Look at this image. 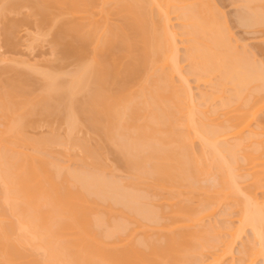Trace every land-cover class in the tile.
Listing matches in <instances>:
<instances>
[{
  "label": "bare ground",
  "instance_id": "obj_1",
  "mask_svg": "<svg viewBox=\"0 0 264 264\" xmlns=\"http://www.w3.org/2000/svg\"><path fill=\"white\" fill-rule=\"evenodd\" d=\"M31 1L32 0H6L5 5L7 8L4 7L5 5L3 7L6 8L5 10L7 12V10L10 11L9 9H11L12 11V9L14 10V8L21 7L25 3L28 6H31L29 4L30 2L32 5L36 4L35 6H37L38 8L35 7V9H39V12H41V14H45V13L49 14L50 9H52V7H54V9L55 7H58L61 10L62 16L63 14H66V15L69 14L73 16L71 20H68L70 18L64 19V20L62 19L64 21V25L62 23L63 26L60 29L63 35L65 34L66 37L70 35L69 37H71V39L73 38L71 40L72 42L66 41L67 43L65 44L64 41L62 40H65L66 38L64 36L65 39H63L62 35L59 34L60 32L58 33L60 36L57 35L56 40L58 41V44L63 43L61 48L63 47L64 44L66 45L65 49L62 48L64 50V51L62 50L63 54L65 53V56H66L65 60H67L68 57L69 59L77 58L76 61L79 62L76 70L75 71L73 70V72H71L70 74L71 78H69L70 80L68 83H66V85L60 83L59 82L60 80L57 79V76L52 74L55 72L54 70H53L54 72H50V73L47 72L48 74L46 75H45L46 72L44 73V76L48 81H46L47 83L46 85H44L46 87V89L44 88V90H46V94L42 98L39 99V101H41L39 102L40 104L43 101V105H42L43 110H41L42 113H44L46 110H49V108L50 109L52 108L50 100L53 95H54L53 98H55L56 95L55 94L52 95L50 94V92H56L55 90H59L60 93H62L63 97H61L60 94H58L59 96L57 95V97L54 99V100H57V98L59 97L58 101L60 103L62 102L64 103L68 97L71 98L70 100H72L74 96V99L72 101L67 102V106H68V103H70L69 104L70 106L68 107L65 106L66 108H69L67 109L69 111L67 113H68V123H69L70 129L74 131L77 129V127H80L81 125L80 123L83 122L80 119L84 117V119L86 120V124L89 123V127H92L93 131L94 129H95V132L101 131L100 133L104 134V135L101 134L103 135L101 136L103 138L104 136H106V138H104L105 140L108 138L109 140H113L114 141V142L112 141L113 143H115V140L117 139L121 140L119 141L120 146L118 147H121L122 154L124 155V156L122 155L123 160H125V165L129 168L128 171L131 172V170H133L134 173L135 172L137 173V174H134L133 172H131L134 175H138L139 178H137L136 176V181L138 180L139 182L141 181L142 183L145 182V184L150 182L148 184H150L153 187L152 189L175 190L173 191V193L174 192L176 193V191L177 193L179 192L178 196L180 195V199H182L181 196L183 193L181 192V189L184 188L183 191H185L186 187L189 189L194 188V184H197L196 181L199 182L201 180L200 179L201 176L202 175L205 176V174L207 173L206 171L207 164L204 160L205 158L204 153L207 150L203 151L205 147L206 149L208 148L209 150V153H207L208 151L206 153L211 155L213 158L212 159L213 163L211 162V164L212 165L217 164L216 167L218 171L221 172L220 174L221 182L217 181V182H220V187H217V188H220V189H217L219 191V194L213 195L214 198L215 196L217 197L214 200H218V199L221 200V198L222 199L224 198L223 200L225 201V197L227 198L229 197L233 199V196H236L238 192L240 191L242 192L245 189L244 187H242L244 189L241 190L239 186L240 184L238 185L239 183L238 174H240L241 172L238 173L237 169L235 170V168L238 167L236 165V162L238 163V160L242 158L237 159L236 154H237V150H239L237 148L240 147L241 144H242V147H245L243 146L245 145V143L244 144L242 143L244 138L242 139L240 134H242V137H243V132H245V130L248 129L251 126V124H253L254 121L256 122L257 120L261 119V118L259 119V114L261 113L260 109L262 107V102L264 103V94L261 96L260 93L264 89V68H263L264 66L261 64H258L260 61L257 62V60L255 59H254L255 62L252 59L253 63H250L251 60L246 61V60L240 59L241 57L243 58L244 55L247 56V54H244L245 52L241 53L242 52L241 51L240 53L242 55L239 56L240 54L236 52L237 48L233 52L232 48H235L234 47L235 45L231 46L232 42H230L231 40H229V38L232 36V35L230 36L231 32L227 30V27L223 22L224 19H222L221 17L222 14L215 13L219 9H217V7H216L217 10L211 9L213 5L210 2V0H209V3L206 2V0H38V2L36 3L34 2V0L32 2ZM253 1L249 0V2H253ZM256 1L257 2L259 1L258 2L259 6H261L259 8V13L257 11L259 7L258 5H257L258 6L257 9L254 7L256 9L255 10L256 12L255 13L251 12L252 15L253 14L255 15V16L253 15L254 17L246 13L248 15L247 19L248 20L251 19L250 20L251 24H247L249 22H246L245 25L246 24L249 26L253 25L254 26L253 28H256L257 26H260V25L261 26L264 25V0H256ZM245 4L246 3H244V5ZM154 8L155 10L158 8L157 12H154ZM247 8L249 10L251 9L249 7ZM173 10L179 15L177 16L180 17V19H182L181 22L183 24L181 23V25L182 26L184 25L183 27L185 28L184 29L185 32L184 30L183 32L185 33V37L187 38L190 37L189 40L188 39L186 40L188 43L190 42L189 43L190 45L189 44L187 45L189 47V50L187 52L188 54L186 53L187 54L186 58H189L191 62V64L190 63L189 64L193 65L192 67L193 69L191 71L195 70L194 73L197 71L200 72L199 74L197 72V75L200 78L198 80L209 78L207 77L208 75L203 76L205 73L206 74L212 73L213 75L214 73L215 74L219 73V78L221 76L222 82L220 80L219 81L222 83L220 84L222 85L223 88H224L223 84H225V81H228V82L230 81L231 83L232 82L234 83L235 87L234 86L233 87L235 88V91H234L235 94L233 93L234 95H229L232 97H229L230 99L228 98V101H224L222 104L223 107L226 108L230 106L232 107L233 103H236V104L238 103L237 106L234 105L236 107L233 106L234 107L233 109H231V107H230V110H227L229 108H226V109L224 108V111L226 113L221 114V115H224V117L227 116L226 117L227 124H228L227 126H223L225 124V122L224 124L222 123L223 121H221L222 123L221 125L218 122L219 124L218 127L214 125H210L209 123L208 124L210 125V127H207L208 124L199 125L198 123L199 121L197 120V118L194 116L193 113H199L203 111L202 114L199 113V115H203L206 109L205 111L203 109H201V111H199L198 109L193 110L194 108L192 107H194V105H196L197 102L193 105L194 99L190 98V96H192V92L190 91L191 94H188L189 91L187 92V90L189 88L188 87H187L188 89L185 88L188 82L184 84L185 86L182 85L184 86V88H181L183 89L182 92H180L181 90L180 88L177 87V85H173V77H174L173 74L177 76L176 71L179 73V71L181 70L180 69L181 67L178 70L179 62L177 61L179 60L177 59L179 57L177 53L180 52V49L178 50L179 46H177V44L179 45V43L176 41V38H175V36L178 34H176L177 31H172L173 27H171L170 29V26H169V23H170L169 15ZM214 10L216 11L214 12ZM36 11L38 12V10ZM98 14L100 17L102 15V20L100 19L99 16H97ZM217 14L219 15V17ZM96 16L99 18H97ZM114 17L118 18L120 20L119 21L120 23H118L116 18L115 19L117 22L114 23L115 22L114 21L115 19H113ZM112 19L114 22L112 21ZM244 22H245V19H244ZM226 30L227 32H230V34H228ZM228 35L230 36L229 38H228ZM90 45H92L93 47V49L92 47L90 48L92 49L91 59L87 56L88 54L87 50H89ZM32 63L34 64V62ZM59 71L60 70H57V73ZM182 73H179L181 75L180 77L183 80H185V77L182 75ZM191 74L193 75V72ZM19 76L20 75H18V77ZM119 76L122 77V78L120 77L121 80ZM25 77L28 78L29 76L28 77L25 76ZM203 77H206V78H203ZM19 78L23 79V83L26 82L23 77V74H22V77L20 76ZM19 78L18 79L16 78L18 80L17 83L15 82L16 80L15 78H14L15 80L13 79V82H11V80L9 81L11 83L7 81L10 87H8L7 85L8 88L7 90H4V92L0 88V90H2L0 91V113H1L0 116L4 118V120L2 119L0 121L4 122V126L6 123V126L4 127L5 129L3 127H1L2 130L0 129V145L2 143H6L3 141H8V143L4 144L5 146L7 144L9 145L10 144L9 141L11 142V140L14 139L10 137H7L10 140L6 139L5 135H7V133H10V132L16 133L17 135L16 134L15 135L19 139L20 138L19 133H22L21 131L24 128L22 125H24L23 120L25 119L23 120L21 119L25 117H23L22 115L23 113H21L20 111L23 109V107L25 108V106L29 104V101L31 100L29 92L31 90L28 88L30 90L28 92L27 88H25L26 84L24 86L22 82L20 83ZM30 78L32 79V77ZM256 82L258 83L261 82V84L259 85L256 84V87L259 88L261 86L260 87L261 89L260 88L257 89L255 86L252 88L257 89L256 93L261 91L258 94L255 93L256 95L258 96L260 95L261 97H256L254 94L253 96L254 98L250 97L252 99L251 101L250 98L248 97V92L246 90L247 88L248 90H252L249 88L251 87V84L253 85ZM27 83H28V80H27ZM223 88L221 89L222 91L220 92L225 91V89L223 90ZM82 91L86 93L85 94L86 99L84 100L82 99L83 101H79V102L77 100L76 103H73L75 102L74 101L76 97L75 94L81 93ZM184 93H186V95ZM214 93L215 92L213 91V94H211L210 96H213ZM245 93L247 97L244 96ZM218 94L219 92L217 94L215 93V96H218ZM27 96L30 98H28ZM185 96H187V100ZM223 96L224 94L221 97L219 96L220 98L219 97L217 98L221 99L223 98ZM188 97H189V100H188ZM64 98L65 100L62 101V99ZM217 98L215 97V99ZM248 98L249 100H247ZM203 99L206 100V97L203 96ZM189 101H191V103ZM185 102H187L186 106L190 108L185 107V104H186ZM209 102L210 101H208V104ZM34 104L36 105V103ZM29 106L31 105L29 104L28 107ZM38 107H37L36 112H38ZM220 107L222 106L220 105ZM35 108L36 107H34V110ZM39 109L41 108L39 107ZM52 109L54 110V107ZM52 109L49 110V112L52 111ZM34 110L31 109L30 113L32 114ZM29 111L25 112L26 114L25 113L24 114L31 115L30 113H28ZM183 111H184V116L183 115L179 116V113L181 112L183 113ZM49 112L46 111V113H49ZM206 113L208 112L206 111ZM18 115L20 117L16 119L15 117L16 116L18 117ZM216 115L218 116V114ZM213 118L214 117L209 118V119L213 120ZM219 118L216 117V119H219ZM222 119L223 117L219 120H222ZM204 120L208 121V119H204ZM219 120H215V121H219ZM20 121L21 122L23 121V124ZM261 122H262L261 130L259 129V126H257V128L259 129L260 134L264 135V131H263L264 126H262L264 124L262 120L259 121V123ZM210 123L212 124L214 122H210ZM256 123L258 124V121ZM214 124H217V123H214ZM257 124H254V125H257ZM0 125L2 126L3 123H0ZM254 130L253 131L250 130V131L254 132L257 135V132L259 131L256 132ZM229 134L234 135V137L236 136V138H237V135H240L238 136V138L239 139L241 138L242 141L241 139L237 140L240 142L236 141L237 143L233 145L234 147L231 144L230 146L227 141L225 142L224 140L222 142L220 141L219 139L220 137H222L223 135L224 136L226 135L227 137H229ZM72 135L75 137L74 134ZM256 135H252V137ZM10 136H13V134H10ZM22 136H23L21 137L22 141H20L21 138L17 140L15 137L17 142H15L16 141L15 139L12 142L18 143L20 141L23 143L24 134H22ZM249 137L250 136H248V138ZM52 138L54 139V137ZM193 138L199 139V141L200 140L203 141V143L200 141V143L204 145V146L200 145L201 148L203 147V149L201 150V152L203 153L199 156H196L195 154L192 153L191 149L194 148L195 146V145L194 146L192 145L193 143H195V142L192 143V141H194ZM223 138L224 137H222L221 139ZM42 139L43 138L40 139L41 140L40 142H42ZM71 139H75L74 141L77 140L76 137L71 138ZM108 139H107V142H108ZM59 140L57 142H59ZM218 140H219V143H217ZM55 141L53 144L57 143ZM25 142L27 144L28 141L26 140ZM78 143L76 144L78 145ZM12 144H11V147L15 146V144L14 145ZM49 144L48 145L46 144V145L49 146ZM79 144L82 145L83 142ZM85 144L88 146L87 143ZM263 144H264V141H263ZM86 145L85 146L82 145V147H86ZM5 146L2 148H5ZM41 146H42V143H41ZM43 147L44 146H42L41 148ZM2 148L0 150H2ZM88 148L87 150H89ZM257 148L258 149L255 148L256 150H258L257 152H261V153H257L255 151L254 152L250 151L251 152L250 153L249 150H247V152L249 153H246L245 157L243 156L244 154L242 155L240 154L241 157L243 156L244 159L246 158L245 159L246 162L245 161L244 162L245 164H247V166L246 165L241 166L242 167L241 169H244L243 167H247L246 170L244 169V171L245 172L250 171L249 172L250 174L246 173L247 176L245 174V177L250 178L252 176L253 178H251V181L252 179L253 181L249 182L251 184L246 183V185L249 184L248 189L246 187L247 193L245 190V193L242 192L243 194L242 197L241 196L238 197V195L236 196L237 198L235 197L236 201H238L239 206H242L241 218L239 217L240 218L239 221L242 224L241 226H244V227H246L247 225L251 226V228L253 229L252 231H254V235L257 240L256 245L258 246L256 248L254 247L255 248L254 252H252L254 249L253 247H252V250L251 248L249 249L251 252L248 250L249 251L248 254L250 256L249 259L254 258L251 256L253 253H255V255L253 254L255 256V260L257 256L264 257V199H263L264 195H263V198H260L263 200H260L257 195L258 193H256L257 190H259L260 188H261L260 190H262L264 187V152H262L264 151V149H262L261 151L259 150V147ZM7 149H6V152H8L7 155L3 154L5 151L4 149H3L4 150L3 153H1L2 151H0V162H1L0 165L2 166L1 172H0V179H1L0 182L2 181V184H3L2 190L5 189L4 194L6 193L3 196H5L7 201L9 200L10 203H12L11 213L16 215V217L14 218H16L17 220L15 221L14 219L13 221V219H11L13 216L7 215L6 211L5 212L3 210L0 211V264H44L43 259L42 261H40L41 260L40 258H39L40 260H38L37 257L33 258L32 257L33 255L31 256V253H29L30 252L29 249H27L28 251H25L26 247L21 248V246L24 243L26 244L27 242H29L27 243L28 245L30 243L32 244V246L34 245L33 249H36L35 250L36 252L37 250L41 251V249H43L45 250L43 251L45 252V254L48 253L46 254L48 256L43 257V258L45 257L48 258V263H45V264H183V263L188 264L189 263L188 260L190 258L189 256H192L190 254H192L193 252H197V250H199L198 245L200 246L203 243V241L200 242L201 244H197L198 242H196V239L200 241L202 236L201 234L199 235V232L196 229L195 231H193L194 230L193 228L196 227V226L193 227L194 224L197 221H200L202 218H199V216H202L204 213H207L208 209H210L211 207L213 208V205H218L219 203L220 204L223 203V202H220V200L218 204H216L215 202H213L214 203L213 204V203H210L211 201H209L211 206L209 204L207 206L208 208L207 209L205 208L206 210L199 211L197 209L200 213L203 212L202 214L199 215L198 211L195 212V210H193L194 205L192 206L191 204V206L189 207L186 205V204L190 205L189 202L188 203L186 202L185 203L186 206H184L182 205L184 203L182 204L176 203L177 201L173 200L175 202V205L179 204V207L174 209L175 207L173 208V206L175 205L171 206V208H173L174 210L170 209L172 210V212L170 211L171 214L169 215L167 214V217H170L169 218L170 221H167L168 223L163 222L164 224H159L158 220L160 221V219L155 220L157 217V215L155 214L156 210L153 211L154 210L153 209L152 211H149L147 209L148 211L142 212L141 210L143 209L141 208L139 209L140 207L139 204H138L139 207L136 204L137 203L136 201L137 192H135V195H129L132 193L128 192L129 194H126L125 192L124 194H126V196H124L123 194V195H120L121 197L120 198L118 196V193H119L118 191L117 198L118 197L120 198V199L118 198L119 201H122L123 199L122 196L127 198L126 199L127 202H124L123 204L125 205L126 208H128V210L131 211V215L132 213L135 214V212L139 213L140 211L141 217L143 213L145 218H148L149 220L151 219L152 221L154 220L157 221L158 225H160L161 227V231L163 232V234L161 233V231L158 232L157 235H159L160 233L159 237H157L156 235V237L158 238V241L154 240V238L153 240H150V238L147 240L149 236H152V234L154 235L156 233V232L155 233L153 232L151 235L148 234V237L146 235L147 237L146 241L142 243L143 241V238H142L141 241L140 240L138 241L140 242V244H138L134 242L136 241L134 237H136L137 235L133 237L134 238L133 240L132 238L129 237V235L132 237L133 235L131 234L132 232L130 233L127 232L128 235L127 233H125L127 230V227L125 225L126 223L123 225L122 223L126 219L127 221H129L128 218L126 219L124 218L125 220L121 222V224H119V222L116 221L117 224L119 225L115 226L114 227L115 229L113 228V231H108L107 233H104V232H100L99 230V225L100 226L101 224L104 225V223H106L105 222L106 220H104L102 216L101 217L98 216L99 214H97V211H96L97 201L95 199H94L95 201L91 199V195L95 192L96 194L98 193L97 196H99V194L100 193L102 194L103 192L104 194V195L102 194L103 197L105 195L110 197L108 190H106V187H105L106 185L107 186L109 185V183L107 184L105 183L106 181L112 182V180L108 179V177L106 178L105 175L100 176L102 177L101 179L99 177V179L101 180V183H102L103 177L106 179V181L103 180L104 184L102 183V185L100 184V186H99L100 182L98 183V185L96 183L98 182V179H97L98 177L96 179L94 178L96 181L94 182V184L92 183L94 181L92 180V177L95 175V173L93 176L90 174L86 175L84 173L82 174L75 173V174H72V176H69V178H67L66 176V179L59 180L58 179L59 176L57 177V174H55L54 171L52 172L50 170L52 166L50 168L48 167V163H46V161L48 160H45L44 158L40 156L44 160H42L39 157L40 160L36 161L35 158L31 157V153H29L30 157L29 155L28 156H12L13 153H11V150H9V147ZM11 149L14 150L13 148ZM85 149L86 148H84V150ZM240 149L244 150L246 148L244 149L240 148ZM93 150L94 149H92V151ZM9 151H10V154H9ZM43 151L44 150H42L41 152ZM94 151L96 152V150ZM37 153H38V150H37ZM8 154L11 156L8 157L9 156ZM90 155H95V153L94 154L90 153ZM36 156H39V155H36ZM100 156L101 155H99V152H98L97 157L99 158ZM238 156H239V152H238ZM2 157H6V160L3 159ZM51 158L53 157L51 156ZM235 159H237V161H235ZM52 160H55V159H52ZM214 161L216 162L214 163ZM242 161H240V163H244ZM204 162L206 166H204L205 165ZM61 165H64V164L62 163ZM235 165L236 167L234 168ZM102 166H99V167L101 168ZM209 166H211L210 163H209ZM56 167L58 168L57 170L59 172L63 173L61 171L63 167L60 168V164L56 165ZM93 167L94 166H92L91 168ZM96 167L97 166H95V170H96ZM89 169L90 168L88 167V170ZM208 169L210 168L208 167ZM224 169L226 170L225 173H224ZM88 170L86 168V171ZM99 171L100 170H98V172ZM102 171L103 170H101V172ZM234 171H237V173L235 172L237 175L234 174ZM75 172H77V170ZM68 173L70 174V172ZM96 175H99V174L96 173ZM96 175L94 177H96ZM235 176L238 177V180H237L238 183L235 181ZM215 177H217L216 174L214 178ZM139 182L137 183V185L139 184ZM141 182H140V185H141ZM95 184L97 186H95ZM148 184L146 185L148 186ZM217 185L219 186V183H217ZM130 186L132 187L131 184ZM2 190L0 191L2 192ZM120 192H122V190ZM147 192H150V190ZM164 192L166 193L165 190ZM164 192L162 191V194ZM167 192H169L171 194L170 196L172 197L173 195L172 191L171 192L167 191ZM188 192H190V190ZM122 193H119V194H122ZM194 193L196 194L197 192L194 191ZM213 193H216V192L214 191ZM137 194L139 195V193ZM141 194L142 196L145 197V194L144 195L143 193ZM155 194L157 195V193ZM150 195L154 197L151 194V192H150ZM160 195H161V192H160ZM164 195L166 196V194ZM184 195L186 196V194ZM178 196L176 195V197ZM0 197H2V195ZM173 197L174 199L176 198L175 196ZM193 197H195V195ZM5 198L3 200L4 202L6 200ZM149 199H152V198H149ZM176 199H179V197ZM9 201L8 203L6 202L7 205L10 204ZM160 201H164V200H160ZM169 201H170V198H169ZM179 202H183V200L182 201L179 200ZM116 203L117 202H115V204ZM142 203L144 202L142 201ZM159 203L162 205L161 202ZM169 204L170 203H168V205ZM3 206H6V205L3 204ZM117 206H118V203H117ZM109 207L112 208L110 204H109ZM7 208H9V205ZM106 208H104L105 211H106ZM111 208H108V209L110 210ZM114 208H117V207H114ZM114 208H112L111 210H113ZM196 208L198 207L196 206ZM212 208H211V211H212ZM100 209L102 210L103 208H100ZM122 209H123V213H125L124 208ZM122 209L121 210L118 209L116 211H119V210L122 211ZM7 210L9 213V209ZM110 212H108L109 217H110ZM166 212H169V211H166ZM5 213L9 217L11 216L10 219L9 217L4 218L6 220L9 219V221L1 220L2 217L6 216ZM117 213L120 214V212H117ZM129 214L130 213H128V215ZM140 214L138 216H140ZM126 215H127V212H126ZM163 216H164L163 218L165 219L166 216L165 215ZM123 217H122V220H123ZM112 218L113 217H111L110 220H112ZM119 219H120V216H119ZM139 220L137 219L136 226L133 223L135 227H137ZM134 222L136 221L134 220ZM109 223L113 224V222L111 221H109ZM152 225H156L155 222L154 224L152 223ZM240 228L241 227H238L237 230L239 231ZM108 229H111V227ZM133 229H134L133 233L135 234V231L137 230V228L136 229L133 228ZM133 229L131 228L130 231ZM103 230L105 231V229ZM237 230L234 233L230 232L232 239L233 237H235L234 239H236V235L238 237ZM19 231L22 233H20ZM18 232L20 234H18ZM123 233H125L127 236L123 235ZM140 234H142V232ZM140 234H138V236ZM197 235L200 236V237L198 236L200 239L196 237ZM109 238L110 239L112 238V239L109 240ZM208 239L210 240L211 238L209 237ZM209 240L205 239L204 241L208 242ZM20 244L22 245L20 246ZM228 244L229 246L231 245L230 241L228 242ZM228 244H225L227 245L225 246V248L226 247L228 248ZM201 247L202 245L200 246V250L205 249L204 247H207V246H204L203 248ZM33 249L30 248L32 254L34 252L32 251ZM226 249H223L224 250L223 253L225 254L229 253L230 252L229 249L231 248H229L227 252H226ZM246 249L244 248L243 253ZM26 252H28V254L30 255H27ZM195 255L196 254H194L193 256ZM36 256L39 257V255L37 254ZM195 259L198 260V258H195ZM252 260L253 259H251V262ZM199 262L201 261L199 260ZM202 263H199V264H202ZM194 264H198L197 261L194 262Z\"/></svg>",
  "mask_w": 264,
  "mask_h": 264
},
{
  "label": "rangeland",
  "instance_id": "obj_2",
  "mask_svg": "<svg viewBox=\"0 0 264 264\" xmlns=\"http://www.w3.org/2000/svg\"><path fill=\"white\" fill-rule=\"evenodd\" d=\"M33 1V0H32ZM31 1V2H32ZM253 1V0H252ZM34 2L36 3V2H38V0H34ZM33 2V3H34ZM206 2H208L209 3V0H206ZM210 2L212 3V5L214 6V8H213V6H212V8L211 9H216V7H217V9H219L218 11H220V12H215L216 10H214V12L215 13H219V14H222L221 15V17H222V19H224V24L226 25V27H227V30L228 31H230L231 32V34H230V32H227V30H226V32L228 33V34H230V36L228 35V38H229V40H231L230 42H232V45L231 46H234L235 48H232V50H233V52L236 50V48H237V50H236V52L238 53V54H240L239 56H241L242 54L241 53H243V52H245L244 54H247V56H243V58L241 57H239L240 59H242V60H246V61H248V60H251L250 61V63H253V61H254V59L255 60H257V62L258 61H260L258 64H261V65H263L264 66V25L263 26H257L256 28H253L254 26L253 25H247V24H251L250 23V20L251 19H247V16L248 15H252L251 14V12H253V13H255L256 11V9H257V7L259 6V1L257 2L256 0L255 1H253V2H249V0L247 1V0H210ZM251 3V4H249V3ZM5 3H6V0L4 1V0H0V88L3 90V92H4V90H7V88L8 87H10V85H8V82L11 80V82H13V79L15 78H19L20 76L22 77V74H23V77H24V79H25V83H23V79H21V78H19L20 79V83L22 82L23 83V85L25 86V84H26V87L25 88H27V90H28V92L30 93V97H28L29 96V94H28V98H30L31 100H32V102H31V100L29 101V104L31 105V106H29L28 107V105L29 104H27L26 106H25V108L23 107V112H22V110L20 111L21 113H23L22 115H23V117H25V118H22L21 120H23V119H25V120H23L24 121V125H22L24 128L22 129V133H19L20 134V136H19V134H18V136L21 138V137H23L22 136V134H24V138H23V143H25V144H23L22 142H20V141H22V138L20 139V143L18 144V143H13L12 141H14V139H15V137H16V133H14V132H10V133H7V135H5V137H6V139L7 140H10V139H8L7 137H10V138H14L13 140H11V142L13 143H11L10 141H9V145L7 144L6 146L4 145V144H6V143H8V141H3V142H6V143H2L0 146V149L2 148V147H4L5 146V148L7 147H9V150H11V153H13L12 154V156H28L29 155V153H31V157L32 158H35V160L36 161H39L40 159H39V157L41 156L42 158H44L45 160H48V161H46V163H48V167L50 168L51 166V168H50V170L53 172L54 171V173L55 174H57V177H58V179L60 180H63V179H66V176H67V178H69V176H72V174H82V173H84V174H86V175H88V174H90V175H94V173H95V175H96V173H98L99 175H96V177H92V180H94L92 183L94 184V182L96 181L95 179L97 178L98 179V182H96L97 183V185H98V183H99V186H100V184L102 185V183L104 184V181H106V179L103 177V179H102V183H101V178L102 177H100V176H104L105 175V177L107 178L108 177V179H110V180H112V182H113V184H112V182L110 181H106L105 183L107 184V183H109V185H111V186H107L106 184V190H108V193H109V195H110V197L109 196H107V195H105L104 197H103V192H102V194L100 195L99 194V196H97V194L94 192L92 195H91V199H95L96 201H97V207H96V205H95V207L97 208H95L96 209V211H97V214H99L98 216H102V218H104V220H106L105 222L106 223H104V225H102L101 224V226L99 225V230H100V232H104V233H107L108 231H113V228L115 227V226H117V225H119V224H121V222H123L126 218H128V220L129 221H127V219L122 223V225L123 224H125L126 225V227H127V230H126V232L125 233H127V232H132L131 234H133L132 235V237L129 235V237L130 238H132L133 240H134V238L136 239V241H134V242H136V243H138V244H140V242H138L139 240L141 241V239L143 238V241H142V243L144 242V241H146V238L148 237V234H152L153 232L155 233L154 235L152 234V236H149L148 238H147V240L150 238V240H153V238H154V240H156V241H158V238L157 237H159V235H160V233H159V235H157L158 234V232H160L161 231V227H160V225H158V222H159V224H164V223H168L167 221H170V217H167V214L169 215V214H171V212H172V210H170V209H173L174 207V209H176V208H178L179 207V204H177V205H175V202L174 201H177L176 203H180V204H182V203H184V204H182V205H184V206H191V204H192V206L194 205V208H193V210H195V212H197L198 210L199 211H204V210H206L208 207V205L210 204V203H213V202H215L216 204H218L219 203V200L220 199H218V200H214L215 198H217L216 196H215V198H214V194L215 195H218L219 194V191L217 190V189H220V188H217V187H220V174H221V172L220 171H218V169H217V167H216V165L217 164H215V165H212L211 164V162L213 163V161H212V156L211 155H209V154H207V153H209V150H208V148L206 149V147L203 149V147L201 148V146L200 145H202L201 143H200V141H199V139H196V141H195V139H194V141H192V143L193 142H195V143H193L192 145L194 146V148H192L191 150H192V153L193 154H195L196 156H199V155H201L203 152H201V150L203 149V151L204 150H207L204 154H205V158H204V160H205V162H206V164H207V169H206V171H207V173L209 174H207L206 173V171H205V176H203L202 174V176H201V180L198 182V181H196V183L197 184H194V188H192V189H189V188H187L186 186V190L185 191H183V189L184 188H182L181 189V192L183 193L182 194V196H181V198L182 199H180V195L178 196V194H179V192L177 193V191H176V193L174 194L173 193V191H175V190H167V189H152L153 187L150 185V184H148V183H150V182H148V183H146V184H148V186L145 184V182L144 183H142L141 181V185H140V182H139V184L137 185V181H136V176H137V178H139L138 177V175H134V174H137L136 172L134 173L133 172V170H131V172H133L134 174H132L131 172H129L128 170H129V168L125 165V160H123V154H122V150H121V147H118V146H120V142L119 141H121V140H115V143H113L114 141L113 140H109L108 138V142H107V139L105 140L104 138H106V136H104V138L103 137H101V136H103L104 134L103 133H100L101 131H98V132H95V129H94V131H93V129H92V127H89V123L88 124H86V120L84 119V117H82V119H80V120H82L83 122L82 123H80L79 125H80V127H77V129L76 130H71L70 129V127H69V123H68V113L67 112H69L67 109H69V108H66L65 106H67V102H70V101H72L73 99H74V96H73V98H72V100H70L71 98H67L66 100H68V101H66L65 100V98L64 99H62V101H64L65 100V102L63 103L62 101V103H60L59 101H58V99H59V97L57 98V100H54L56 97H57V95L58 94H60V96L61 97H63L62 96V93H60V91L59 90H55L56 92H50V94H55L56 96H55V98H53V96L51 97V100H50V103H51V106H52V108L54 107V110L52 109V111H50L49 112V110H51L50 108H49V110H46V111H48L49 113H46V111L44 112V113H42L41 112V110H43V108H42V105H43V101H42V103L40 104L39 102H41V101H39V99L40 98H42L45 94H46V90H44V88L46 89V87L44 86V85H46V81H48L46 78H45V76H44V73H45V75L46 74H48V73H50V72H54V73H52V74H54V75H56L57 76V79L58 80H60L59 82L60 83H62V84H64V85H66V83H68L69 82V78H71V72H73V70L75 71L76 70V68H77V65L79 64V62L78 61H76V59L77 58H70L69 59V57H68V59L67 60H65V58H66V56H65V53L63 54V49H65L66 48V43L67 42H70L72 39H71V37H69L70 35L69 34H67V35H69L68 37H66L65 36V34L63 35V33H61V28H62V26L64 25V19H68V18H70V19H68V20H71L72 19V17L73 16H71V15H66V14H63V16L61 15L62 13H61V10L58 8V7H55V9H54V7H52V9H50V13L49 14H47V13H45V14H41V12H39V9H35V7H37V6H35V5H32L30 2H29V4L31 5V6H28L26 3V6H25V4H23L21 7H18V8H14V10L12 9V11H11V9H9L10 11H8L7 10V12H6V5H5ZM244 3H246L245 5H244ZM247 3H248V5H247ZM38 4V3H37ZM255 4H256V6H255ZM5 5V6H4ZM258 5V6H257ZM6 7V8H4V7ZM209 6V5H208ZM251 6V7H250ZM211 7V6H210ZM247 7H249V8H251L250 10L247 8ZM256 9H255V8ZM261 6H259L258 7V9H257V11H258V13H259V8H260ZM38 8V7H37ZM158 9V8H157ZM157 9L155 10V8H154V12H157ZM253 9H254V11H253ZM4 10V11H3ZM36 10H38V12L36 11ZM60 10V11H59ZM49 11V10H48ZM260 11H261V9H260ZM173 12H175L174 10L170 13V19H169V26H170V29H171V27H173L172 28V31H177L176 32V34H178V35H176V36H178V37H176L175 36V38H176V41L179 43V45L177 44V46H179L178 47V50L180 49V52H178L177 54H178V56L180 57H178L177 59H179V60H177L179 63H178V70H179V68L181 69L180 71H179V73H182V75L185 77V80H183L180 76V74L176 71V74H177V76L175 75V74H173L174 75V77H173V85H177V87L178 88H180V92H182V90L183 89H181V88H184V84H186L187 82H188V86L186 85V87L185 88H187L188 90H187V92H188V94H191L190 93V91L192 92V96H193V98H192V96H190V98L191 99H194L193 101H194V103H193V105L196 103V105H194V107H192V108H194L193 110H196V109H198L199 111H201V109H203L204 111H205V109H206V111L209 113H206V111L203 113V115H199V113H201L202 114V112L203 111H201V112H199V113H193L194 114V116L197 118V120L199 121H197L196 119V121L199 123V125L200 124H203V125H207L208 123L210 124V125H214V126H216V127H218L219 126V124H218V122L220 123V125L223 123L224 124V122H225V124L223 125V126H227L228 124H227V116L226 117H224V115H221V114H223V113H226L225 111H224V108L225 107H223V102L224 101H228V98L229 97H232V96H229V95H234L235 94V86H234V83L232 84L230 81L228 82V81H225V84H223V86H224V88L222 87V78H221V76H220V78H219V73H214V75L211 73V74H204L203 76H207V77H209V78H206V77H203V78H206V79H203V80H198V79H200L199 78V76L197 75V72H198V74L200 73L199 71H197V72H195L194 73V71L195 70H193V71H191L193 68V65H190L191 64V62H190V60H189V58H186L187 57V52H188V50H189V47L187 46L189 43L186 41L187 39L189 40V38L190 37H185V28L181 25V20L182 19H180V17H178L179 15L175 12V13H173ZM249 12V13H248ZM4 13H6V14H4ZM248 15H247V14ZM36 14V15H35ZM38 14V15H37ZM155 14H157V13H155ZM6 15V16H5ZM101 15V14H100ZM178 15V16H177ZM218 15V14H217ZM254 15V14H253ZM252 15V16H253ZM97 16H99V14L97 15ZM96 16V17H97ZM255 16V15H254ZM253 16V17H254ZM100 17V16H99ZM99 17H97V18H99ZM218 17H219V15H218ZM220 17V18H221ZM244 17V18H243ZM250 17V16H249ZM6 18V19H5ZM116 17H114L113 19H115ZM63 19V20H62ZM100 19L102 20V15H101V17H100ZM113 19H112V21H113ZM117 19V21H118V23H120L119 21V19L118 18H116ZM116 19L113 21L114 23H116L117 21H116ZM221 19V20H222ZM244 19H245V22H244ZM67 20V21H68ZM171 20V21H170ZM246 22H249V23H247L246 25H245V23ZM15 23V24H14ZM62 23H63V25H62ZM227 23V24H226ZM183 24V23H182ZM224 25V26H225ZM8 27V28H7ZM15 27V28H14ZM225 27V28H226ZM257 28H259V29H257ZM260 28H262V29H260ZM183 30H184V32H183ZM8 31V32H7ZM60 32V33H59ZM61 34L62 35V38L63 39H65V40H62V41H64V45H63V49L61 48V46H62V44L63 43H61V44H58V41L56 40L57 39V35H59V34ZM184 33V34H183ZM45 34V35H44ZM182 34V35H181ZM60 36V35H59ZM64 36H65V38H64ZM72 36V35H71ZM184 37V38H183ZM62 38H60V39H62ZM61 41V42H62ZM67 41V42H66ZM10 42V43H9ZM72 42V41H71ZM229 42V43H230ZM59 45V46H57V45ZM190 45V44H189ZM65 46V47H64ZM187 46V47H186ZM92 47V45H90V47H89V50H87V53L89 54H87V56L91 59V57H92V49H93V47H92V49H90ZM239 49V50H238ZM63 50V51H62ZM242 51V52H241ZM90 52V53H89ZM235 52V53H236ZM241 52V53H240ZM187 53V54H186ZM186 55V56H185ZM237 55V54H236ZM248 55H249V57H248ZM251 55V56H250ZM65 56V57H64ZM71 57V56H70ZM252 59H253V61H252ZM32 60V61H31ZM29 61V62H28ZM32 62H34V64H36V65H34ZM76 62H78V63H76ZM255 62V61H254ZM256 62V63H257ZM190 63V64H189ZM255 64V63H254ZM180 65V66H179ZM257 65V64H256ZM30 66V67H29ZM39 66V67H38ZM258 67H259V65H258ZM262 67V66H261ZM56 68V69H55ZM264 68V67H263ZM35 70V71H34ZM54 70V71H53ZM57 70H60L58 73H57ZM48 72V73H47ZM193 72V75L191 74ZM186 74V75H185ZM18 75H20L19 77H18ZM201 75H202V73H201ZM210 75V76H209ZM25 76H29L28 78H26ZM30 77H32V79L30 78ZM121 76H119V78H120ZM197 77V78H196ZM122 78V77H121ZM121 78H120V80H121ZM9 79V80H8ZM14 79V80H15ZM15 80V82L17 83L18 82V80ZM30 79V80H29ZM176 79V80H175ZM180 79H181V81H180ZM188 81H187V80ZM27 80H28V83H27ZM117 80H119V79H117ZM175 80V81H174ZM207 80V81H206ZM221 82H220V81ZM8 81V82H7ZM31 81V82H30ZM183 81H184V83H183ZM186 81V82H185ZM11 82H9V83H11ZM14 82V83H15ZM65 82V83H64ZM175 82V83H174ZM224 82V81H223ZM30 83V84H29ZM221 83V84H220ZM2 84H3V86H2ZM19 84V83H18ZM218 84H220V85H218ZM227 84V85H226ZM256 84H261V82H256V83H254L253 85L251 84V87L249 88V89H252V90H248V88H247V92H248V97L250 98V97H253L254 96V94L256 93V91H257V89H259V88H257L256 87ZM7 85H8V87H7ZM21 85V84H20ZM182 85H184V86H182ZM182 86V87H181ZM219 86H220V88L222 87L223 88V90L225 89V91H223V92H220V91H222L220 88H219ZM226 86V87H225ZM231 86V87H230ZM234 86V87H233ZM256 87L257 89H255V88H252V87ZM263 86V85H262ZM175 87V86H174ZM249 87V86H248ZM4 88V89H3ZM30 90H29V89ZM220 89V90H219ZM261 89V88H260ZM2 90H0V91H2ZM54 91V90H53ZM57 91H59V92H57ZM178 91V90H177ZM184 91H185V89H184ZM213 91L217 94L218 92H219V94H218V96H215V93H214V95L213 96H210L211 94H213ZM218 91V92H217ZM227 91V92H226ZM245 91V92H246ZM258 91H260V90H258ZM80 92V91H79ZM83 92V91H82ZM76 93L75 95H76V97H75V102H73V103H76L77 102V100H78V102L79 101H83L84 99H86V93L85 92H83V93ZM225 92V93H224ZM250 92V93H249ZM252 92V93H251ZM254 92V93H253ZM261 92V91H260ZM260 92H258V93H260ZM263 92V93H262ZM261 93H260V95L262 96L263 94H264V89H263V91H262ZM224 94V96H223V98H221V99H219L222 95ZM230 93V94H229ZM234 93V94H233ZM258 93H256V94H258ZM83 94V95H82ZM185 95H186V93H184ZM206 94V95H205ZM251 94V95H250ZM255 94V96L256 97H261L260 95L258 96V95H256ZM32 95V96H31ZM34 95V96H33ZM182 95V94H181ZM228 95V96H227ZM51 96V95H50ZM59 96V95H58ZM78 96V97H77ZM184 96V95H183ZM203 96H205L206 97V100L205 99H203ZM217 98V97H219V98H217V99H215V97ZM225 96H227V97H225ZM244 96L245 97H247V95H246V93L244 94ZM186 97V100H187V96H185ZM210 97H211V99H210ZM244 97V98H245ZM23 98V97H22ZM183 98V97H182ZM208 98V99H207ZM249 98L247 99V100H249ZM254 98V97H253ZM83 99V100H82ZM185 99V98H184ZM215 99V100H214ZM230 99V98H229ZM21 100V99H20ZM29 100V99H28ZM42 100V99H41ZM61 100V99H60ZM188 100H189V97H188ZM206 102H205V101ZM246 100V99H245ZM244 100V101H245ZM250 100L252 101V99L250 98ZM262 100H263V98H262ZM22 101H24V100H22ZM208 101H210L209 102V104H208ZM211 101H212V103H211ZM190 103H191V101H189ZM188 102V103H189ZM32 103V104H31ZM34 103H36V105L34 104ZM80 103H82V102H80ZM79 103V104H80ZM186 104H185V107L187 108L188 106H186L187 105V102H185ZM189 103V104H190ZM199 103V104H198ZM206 103V104H205ZM245 103V102H244ZM39 104H40V106H39ZM70 103H68V106H70L69 105ZM72 104V103H71ZM205 104V105H204ZM208 104V105H207ZM211 104V105H210ZM25 105V104H24ZM23 105V106H24ZM34 105V106H33ZM197 105H199V106H197ZM201 105H203V106H201ZM220 105L222 106V107H220ZM234 105H238V103L236 104V103H233L232 104V107H231V109H233L234 107H236V106H234ZM263 105H264V103L262 102V107H261V109H260V114H259V119L260 120H262L263 121V124H264V107H263ZM41 108V109H39V107ZM62 106V107H61ZM64 106V107H63ZM67 106V107H68ZM191 106V105H190ZM196 106V107H195ZM212 106V107H211ZM219 106V107H218ZM234 106V107H233ZM34 107H36L35 108V110H34ZM37 107H38V112H36V110H37ZM59 109H58V108ZM184 107V108H185ZM198 107V108H197ZM202 107V108H201ZM205 107V108H204ZM215 107V108H214ZM218 107V108H217ZM230 107H226V108H229V109H227V110H230ZM22 108V107H21ZM57 108V109H56ZM188 108H190V107H188ZM211 108H212V110H211ZM221 110H220V109ZM225 108V109H226ZM27 111H29V109H30V111L28 112V113H30L31 112V109H33L34 111L33 112H35V113H33L32 112V114L31 115H25L26 113L25 112H27ZM25 110V111H24ZM185 110H187V109H185ZM184 110V111H185ZM223 110V111H222ZM41 113H40V112ZM184 111H183V113L181 112V113H179V116H181V115H183L184 116ZM212 111V112H211ZM218 111V112H217ZM222 111V112H221ZM263 111V112H262ZM195 112V111H194ZM215 112V113H214ZM25 113V114H24ZM186 113V112H185ZM213 113V114H212ZM1 114V113H0ZM205 114H206V116H205ZM215 114V115H214ZM216 114H218V116L216 115ZM223 117V119L222 120H219V119H221L222 117L220 116V115ZM214 115V116H213ZM210 116V117H209ZM214 117L213 118V120H211V119H209V118H212V117ZM20 116L18 115V117L16 116L15 118L17 119V118H19ZM194 117V118H195ZM204 117H206V118H204ZM208 117V118H207ZM216 117L217 118H219V117H221V118H219V119H216ZM4 120V118H2L1 116H0V120ZM203 119V120H202ZM204 119H208V121H206V120H204ZM225 119V120H224ZM85 120V121H84ZM215 120H219V121H215ZM260 120H257L258 121V124L254 121L253 122V124H251V126L248 128V129H246L245 130V132H243V137H242V134H240L241 135V138L243 139V141H242V139H241V141H242V143L244 144L245 143V145H243V146H245V147H242V144H241V146L240 147H236L237 149H239V150H237L236 148V150H237V159H239V158H242V159H239L240 161H242V162H244L245 161V159H244V157H245V154L246 153H249L250 151H255V152H257L258 150H256V149H258L257 147H259V150H261L262 151V149H264V144H263V139H264V137H262V136H264V135H261L260 134V131H259V129L261 130V124H262V122L261 123H259V121ZM23 121L21 122L22 124H23ZM221 121H223L222 123H221ZM204 122H205V124H204ZM210 122H214V123H217V124H214V123H210ZM0 123H3V125L1 126L0 125V129H1V127H5L6 126V123H5V126H4V122H2V121H0ZM28 123V124H27ZM68 124V125H67ZM208 124V126L207 127H210V125ZM254 124H257V125H254ZM257 126H259V129L257 128ZM262 126H264V125H262ZM26 127V128H25ZM69 127V128H68ZM213 127V126H212ZM252 127V128H251ZM215 128V127H214ZM251 128V129H250ZM254 128H255V130H254ZM5 129V128H4ZM26 129V130H25ZM2 130V129H1ZM71 132H70V131ZM259 131V132H257V135L254 133V132H251V131ZM264 131V130H263ZM24 132V133H23ZM27 132V133H26ZM192 133V132H191ZM10 134H13V136H10ZM16 134V135H15ZM58 136H57V135ZM70 134V135H69ZM72 134H74L75 135V137H76V141H74L75 139H71V138H75ZM101 134H103V135H101ZM69 135V136H68ZM72 135V136H71ZM240 135H237V138H236V136L234 137V135H230L229 134V137H227L226 135L224 136H222V137H224L223 139H221L222 137H220L219 139H220V141L222 142L223 140H224V142L225 141H227L228 143H229V145L231 144L232 146L234 145V144H236L237 142H240V141H237V140H240L239 138H238V136H240ZM252 135H256V136H253L252 137ZM26 136V137H25ZM44 136V137H43ZM248 136H250L249 138H248ZM30 137V138H29ZM48 137V138H47ZM52 137H54V139L52 138ZM70 137V138H69ZM41 138H43L42 139V142H40L41 140ZM45 138V139H44ZM263 138V139H262ZM16 139L17 140H19L17 137H16ZM15 139V140H16ZM39 139V140H38ZM55 139H56V141H55ZM60 139V140H59ZM247 140V142H248V144H247V142H246V140ZM17 140L15 141V142H17ZM27 140L28 142H27V144H26V142L25 141ZM59 140V142H57ZM245 140V141H244ZM36 141V142H35ZM47 141H48V143H47ZM50 141V142H49ZM53 141V142H52ZM54 141L55 142H57V143H55V144H53L54 143ZM73 141V142H72ZM82 143L83 142V144L82 145H86L85 143H87L88 144V146H89V148H88V146L86 145V147H82V145H80L79 143ZM81 141V142H80ZM111 141V142H110ZM113 141V142H112ZM237 141V142H236ZM38 142H39V144H38ZM46 142V143H45ZM202 143H203V141H201ZM223 142V143H224ZM226 142V143H227ZM256 142V143H255ZM31 143V144H30ZM34 143V144H33ZM41 143H42V146H44L43 148H41L42 146H41ZM44 143V144H43ZM49 143H51V144H49ZM59 143H61V144H59ZM76 143H78V145L76 144ZM119 143V144H118ZM217 143H219V140H218V142ZM222 143V144H223ZM258 143H260V144H258ZM11 144L12 145H14L15 144V146H12L11 147ZM49 144V146H47V145ZM3 145V146H2ZM27 145V146H26ZM46 145V146H45ZM63 145V146H62ZM230 145V146H231ZM251 145V146H250ZM261 146V148H260V146ZM67 146V147H66ZM79 146V147H78ZM117 146V147H116ZM192 146V147H193ZM202 146H204V145H202ZM16 147V148H15ZM34 147V148H33ZM40 147V148H39ZM48 147V148H47ZM82 147V148H81ZM221 147V146H220ZM222 147H223V145H222ZM234 147V146H233ZM248 147V148H247ZM263 147V148H262ZM5 148H2V150H0V151H2L1 153H3V151H4V155H7V153L8 152H6V149ZM11 148H13L14 150H12ZM39 148V149H38ZM84 148H86L85 150H84ZM87 148L89 149V150H87ZM94 149V150H96V152H97V154H96V152L93 150L92 151V149ZM227 148H228V146H227ZM240 148H246V149H244V150H242V149H240ZM256 148V149H255ZM4 149V150H3ZM24 149V150H23ZM38 150V153H37V150ZM50 149V150H49ZM118 149H120V150H118ZM8 150V149H7ZM18 150V151H17ZM42 150H44L43 152H41ZM53 150V151H52ZM87 150V151H86ZM91 150V151H90ZM196 150V151H195ZM241 150V151H240ZM246 150V151H245ZM247 150H249V152H247ZM41 153H40V152ZM90 151V152H89ZM121 151V152H120ZM14 152H16V153H14ZM19 152H21V153H19ZM28 152V153H27ZM89 153V154H87V153ZM95 153V155H90V153H92V154H94ZM98 152H99V155H101L99 158L97 157L98 156ZM224 152H225V150H224ZM238 152H239V156H238ZM245 152V153H244ZM262 152H264V151H262ZM6 153V154H5ZM17 153H19V154H17ZM46 154V156H45V154ZM49 155H48V154ZM251 153V152H250ZM257 153H261V152H257ZM9 154H10V151H9ZM8 154V155H9ZM33 154V155H32ZM39 155V156H36V155ZM42 154V155H41ZM44 154V155H43ZM227 154V153H226ZM242 154H244L242 157H241V155ZM123 155V156H122ZM11 155H9L8 157H10ZM51 156L53 157V158H51ZM86 158H85V157ZM92 156V157H91ZM228 156V155H227ZM29 157H30V155H29ZM40 157V158H41ZM46 157V158H45ZM88 157V158H87ZM236 157V156H235ZM3 159H5L6 160V157H2ZM41 158V159H42ZM48 158H50V159H48ZM44 159H42V160H44ZM52 159H55V160H52ZM101 159V160H100ZM125 159V158H124ZM237 159H235V161H237ZM50 160V161H49ZM57 160V161H56ZM86 160H88V161H86ZM238 160V163H240V161ZM51 162V163H50ZM54 162V163H53ZM59 162H61V163H59ZM96 162H97V164H96ZM205 162H204V164H205ZM216 161H214V163H215ZM246 162V161H245ZM245 162L244 163H240V164H238L237 162H236V165L238 166V167H236V165L234 166V168H235V170L237 169V171H238V173H240V174H238V176H239V183L237 182V180H238V177L237 176H235V181L238 183V185L240 186V188H241V190H243L244 188V190L242 191L243 193H245V190H246V187H247V189H248V187H249V184H251V183H249V182H252L253 181V179H252V181H251V178H253L252 176L249 178V177H245V174L246 173H248V174H250L249 172L250 171H248V172H245L244 171V169L246 170V168L247 167H243L244 169H241L242 167L241 166H247V164H245ZM50 163V164H49ZM64 164V165H61V164ZM88 163H90V164H88ZM102 163V164H101ZM209 163H210V165L211 166H209ZM0 164H1V162H0ZM55 165V167H54V165ZM60 164V168L61 167H63V169H61V171L63 172V173H61V172H59L57 169V167H56V165H59ZM96 164V165H95ZM98 164H100V165H98ZM206 164L204 165V166H206ZM243 164V165H242ZM103 165V166H102ZM4 166V165H3ZM92 166H94L93 168H91ZM95 166H97L96 167V170H95ZM99 166H102L101 168L99 167ZM126 166V167H125ZM1 165H0V172H1ZM88 167L90 168L89 170H88ZM208 167L210 168V169H208ZM214 167V168H213ZM233 167V166H232ZM53 168V169H52ZM69 168V169H68ZM83 168V169H82ZM86 168H87V170L88 171H86ZM104 168V169H103ZM239 168V169H238ZM56 169V170H55ZM72 169V170H71ZM81 169V170H80ZM85 169V170H84ZM95 170V171H93V170ZM68 170H70V171H68ZM77 170V172H75ZM98 170H100L99 172H98ZM101 170H103L102 172H101ZM72 171V172H71ZM225 169H224V173H225ZM237 171H234V174L235 175H237L236 173H237ZM68 172H70V174L68 173ZM92 172H93V174H92ZM236 172V173H235ZM102 175H101V174ZM131 173V174H130ZM62 174V175H61ZM68 174V175H67ZM215 174L217 175V177H215L214 178V176H215ZM61 175V176H60ZM134 175V176H133ZM246 176H247V174H246ZM99 177H100V179H99ZM203 177V178H202ZM211 177H212V179H213V181H212V179H211ZM219 177V178H218ZM244 177V178H243ZM95 178V179H94ZM130 178V179H129ZM209 178V179H208ZM249 178V179H248ZM128 179V180H127ZM135 179V180H134ZM199 179V178H198ZM216 179H218V180H216ZM247 179V180H246ZM1 180V179H0ZM104 180V181H103ZM133 180H134V182H133ZM241 180V181H240ZM244 180H245V182H244ZM250 180V181H249ZM217 181H220V182H217ZM133 182V183H132ZM215 182V183H214ZM243 182V183H242ZM136 183V184H135ZM217 183H219V186L217 185ZM244 184V185H242V184ZM246 183H249V184H247L246 185ZM0 184L2 185H0V190H2L3 189V184H2V181L0 182ZM130 184L132 185V187L130 186ZM201 184V185H200ZM96 184H95V186H97ZM112 185H113V187H112ZM137 187H136V186ZM144 185V186H143ZM197 185V186H196ZM209 185H210V187H209ZM212 185V186H211ZM135 186V187H134ZM150 186V187H149ZM200 188H199V187ZM94 187V186H93ZM130 187H131V189H133V190H131L130 189ZM139 187H143L142 189L144 190H142L141 188H139ZM204 187V188H203ZM242 187H244V188H242ZM129 188V189H128ZM135 188H139L138 189V191H137V189H135ZM151 188V189H150ZM201 188H203V189H201ZM208 188V189H207ZM93 189V188H92ZM95 189V188H94ZM122 190V192H120L121 190ZM126 191H125V190ZM135 189V190H134ZM141 189V190H140ZM145 189H146V191H145ZM148 189V190H147ZM194 189V190H193ZM216 189V190H215ZM261 189V188H260ZM257 190L256 191V193H258L257 195H258V198L260 199V198H263V195H264V187H263V189L262 190ZM5 190V189H4ZM4 190H2V192L0 191V196L2 195V197H0V200H1V202H0V207H2V208H0L1 210L0 211H6V213H7V215H12L13 217L11 218V216L9 217V216H7L6 215V213H5V215L6 216H4V217H2V219L1 220H6V219H4V218H8L9 217V219L11 218V219H13V221H14V219H15V221L17 220L16 218H14V217H16V215L15 214H12L11 212H12V203H10V201H9V203L10 204H8L9 205V208H7L8 207V205L6 204V202L8 203V201H7V199L5 198V196H3V195H5L4 194ZM124 190V191H123ZM131 190V191H130ZM150 190V192H151V194L154 196V197H152L151 195H150V192H147V191H149ZM164 190L166 191V193L164 192ZM190 190V192H188ZM193 192H192V191ZM197 190V191H196ZM118 191H119V193H122V194H119L118 193ZM134 191V192H133ZM142 191V192H141ZM154 191H155V193H157V195L154 193ZM162 191L164 192L163 194H162ZM167 191H172V197L173 196H175L176 197V195L179 197V199H176V198H178V197H176L175 199H174V197L172 198L170 195V193L169 192H167ZM194 191L195 192H197L196 194L194 193ZM202 191V192H201ZM216 192V193H213V192ZM254 191H255V189H254ZM260 191V192H259ZM126 192V194H129L130 192L132 193V194H129V195H135V192H137V193H139V195L136 193V197H137V206H138V204H139V209L141 208V209H143V210H141L142 212H144V211H152L153 209V211H155L154 213L157 215V217H156V219L155 220H158V219H160V221L158 220V222L157 221H152L151 219V221L148 219V218H145V216H144V214L142 213V217H141V212L139 211V213H137V212H135V214L134 213H132V215H131V211L130 210H128V208H126L125 207V205L123 204L124 202H127L126 201V199L127 198H125V197H123L122 196V201H119V199L121 198L120 197V195H123L124 193ZM129 192V193H128ZM145 192V193H144ZM153 192V193H152ZM160 192H161V195H160ZM185 192V193H184ZM187 192H188V194H187ZM208 192V193H207ZM242 192L240 191V192H236L235 194H236V196L238 195V197L239 196H241L242 197ZM3 193V194H2ZM117 193H118V196L120 197H118L117 198ZM141 193H143V195L145 194V197L147 198H145L144 196H142V194ZM159 193V194H158ZM168 193V194H167ZM193 193H194V195H195V197H193L194 195H193ZM246 193H247V190H246ZM106 194V193H105ZM126 194H124V196H126ZM164 194H166V196L164 195ZM184 194H186V196L184 195ZM189 194H190V196H189ZM240 194V195H239ZM148 195V196H147ZM184 195V196H183ZM202 195H204V196H202ZM207 195V196H206ZM221 195V194H220ZM219 195V196H220ZM257 195H256V197H257ZM93 196V197H92ZM96 196V197H95ZM108 198H107V197ZM143 198H142V197ZM160 196V197H159ZM161 196H163V197H161ZM210 196V197H209ZM213 196V197H212ZM236 196H233V199L232 198H227V197H225V201L221 198V200H220V202H223V203H219L218 205H213V208H212V211H211V208H210V206H211V204H210V206H209V208L210 209H208V212L207 213H204L202 216H199V218H202L200 221H197L196 223L198 224H194V226L193 227H195V228H193L194 230L193 231H195V229L199 232V235L201 234V239L199 238L200 236L199 235H197L196 237H198L199 239H200V241L199 240H197L196 239V242H198L197 244H201L200 242H202L203 241V243H204V245H203V243L201 244L202 245V247L201 248H203L204 246H207V247H204L205 249H201L200 250V246L198 245V248H199V250H197V252H193L192 254H190V255H192V256H189L188 258H189V260H188V262L190 263H193L194 264V262H196L197 261V263L199 264V263H202V262H204L205 264H264V257L263 256H257L256 257V260H255V253H253L252 254V256L251 257H254V258H251V259H253L252 260V262H251V259H249L250 258V256H249V249L251 248V250H252V247L254 248H256L258 245H256L257 244V240H256V238H255V235H254V231H252L253 229L251 228V226H246V227H244V226H241L242 224H241V222L239 221L240 220V218H241V213H242V206H239V204H238V201H236V199H235V197ZM6 199L5 200V202L3 201L4 200V198ZM98 197H100V198H98ZM102 197V198H101ZM165 197V198H164ZM168 199H167V198ZM186 197H188V198H186ZM191 197V198H190ZM210 199H208V198ZM240 197V198H241ZM3 198V199H2ZM140 198V199H139ZM149 198H152V199H149ZM164 198V199H163ZM169 198H170V201H169ZM213 198V199H212ZM237 198V197H236ZM239 198V199H240ZM243 198H244V196H243ZM104 199H106V200H104ZM112 199V200H111ZM118 199V200H117ZM144 199H146V200H148V201H146V200H144ZM158 199V200H157ZM185 199V200H184ZM190 199H192V200H190ZM230 201H229V200ZM238 199V200H239ZM264 199V198H263ZM263 199H260V200H263ZM94 200V201H95ZM116 200V201H115ZM154 200V201H153ZM160 200H164L165 202H166V204H165V202L164 201H160ZM168 202H167V201ZM174 200V201H173ZM179 200L180 201H182L183 200V202H179ZM223 200V201H222ZM113 201V202H112ZM117 202L118 203V206H117V203L115 204V202ZM142 201L144 202V203H142ZM171 201H173V202H171ZM191 201H192V203H191ZM209 201H211L210 203H209ZM217 201V202H216ZM236 203H234V202ZM99 202V203H98ZM101 202V203H100ZM142 204H141V203ZM147 203V205H146V203ZM154 202V203H153ZM159 202H164V203H162V205L159 203ZM190 203V205H188V204H186L185 205V203ZM195 202V203H194ZM4 205H6V206H3V204ZM104 203H105V205H104ZM107 203H108V205H107ZM119 203H121V204H119ZM159 203V204H158ZM168 203H170L169 205H168ZM172 203H174V204H172ZM109 204H110V206H112V208H114V207H117V208H114L113 210H111L112 208L111 207H109ZM112 204H114V205H112ZM142 206H141V205ZM238 204V205H237ZM100 205V206H99ZM107 205V206H106ZM116 205V206H115ZM145 205V206H144ZM150 205V206H149ZM160 205V206H159ZM166 205H168V206H166ZM173 205H175V206H173ZM104 206V207H103ZM114 206V207H113ZM123 206V207H122ZM151 206H153V207H151ZM164 206V207H163ZM171 206H173V208H171ZM196 206L198 207V208H196ZM99 207V208H98ZM107 207V208H106ZM119 207V208H118ZM147 207V208H146ZM155 207V208H154ZM160 207V208H159ZM162 207V208H161ZM5 208V209H4ZM9 209V213H8V210L7 209ZM100 208H103L102 210L100 209ZM104 208H106V211H105V209ZM108 208H111L110 210L108 209ZM122 208H124V210H125V213H123V209ZM144 208H145V210H144ZM159 208V209H158ZM166 208V209H165ZM191 208V207H190ZM206 208V209H205ZM10 209H11V211H10ZM118 209H122V211H116V210H118ZM127 209V210H126ZM148 209V210H147ZM161 209V210H160ZM163 209V210H162ZM173 209V210H174ZM192 209V208H191ZM198 209V210H197ZM109 210V211H108ZM114 210H115V212H114ZM165 210V211H164ZM239 210V211H238ZM112 212V214H111V212ZM162 211V212H161ZM166 211H169V212H166ZM171 211V212H170ZM198 211V212H199ZM210 211V212H209ZM108 212H110V217H109V213ZM117 212H120V214H118ZM126 212H127V215H126ZM108 213V214H107ZM122 213V214H121ZM128 213H130L129 215H128ZM137 213V214H136ZM160 213V214H159ZM164 213V214H163ZM203 212H199V215L200 214H202ZM113 214H114V216H113ZM117 214H118V216H117ZM140 214V216H138ZM206 214V215H205ZM135 215H137V216H135ZM161 215V216H160ZM163 215H165L166 217H165V219L163 218L164 216ZM240 215V216H239ZM119 216H120V219H119ZM124 216V217H123ZM128 216V217H127ZM129 216H131V217H129ZM111 217H115L114 219L112 218V220H110L111 219ZM122 217H123V220H122ZM133 217V218H132ZM141 217V218H140ZM163 219H162V218ZM240 217V218H239ZM18 218V217H17ZM118 220H117V219ZM125 218V219H124ZM145 218V219H144ZM166 218H167V220H166ZM9 219H7L6 221H9ZM109 219V220H108ZM130 219H132V220H130ZM137 219L139 220L138 222V224H139V226H138V224H137V227H135L136 226V223H137ZM108 220V221H107ZM134 220L136 221V222H134ZM150 222H152L153 224H154V222H155V224L157 225H152V223H150ZM166 220V221H165ZM109 221H111V222H113V224L112 223H109ZM119 222V224H117V222ZM132 221V222H131ZM146 223H145V222ZM147 221H148V223L150 224H148L147 223ZM162 221V222H161ZM141 222H142V224H144V225H142L141 224ZM164 222V223H163ZM202 222V223H201ZM133 223L135 224V226L133 225ZM130 226H129V225ZM142 225V226H141ZM149 225V226H148ZM152 225V226H151ZM201 225V226H200ZM145 228H144V227ZM151 226V227H150ZM100 227H102V228H100ZM111 227V229H108V228H110ZM154 227V228H153ZM156 227V228H155ZM160 227V228H159ZM238 227H241V228H243V229H239V231L237 230L238 229ZM129 228V229H128ZM133 229V228H137V230L135 231V234L133 233L134 232V229L133 230H131L130 231V229ZM144 230H143V229ZM150 228V229H149ZM152 228V229H151ZM202 230H201V229ZM103 229H105V231L103 230ZM115 229V228H114ZM141 229V230H140ZM154 229V230H153ZM157 229H159V230H157ZM129 230V231H128ZM143 230V231H142ZM205 230V231H204ZM237 230V234H238V237H237V235H236V239H234L235 237H233V239H232V236L230 235L231 233H234L235 231ZM240 230H241V232H240ZM244 230V231H243ZM146 231V232H145ZM20 232V231H19ZM18 232V234H20V233H22V232H20L19 233ZM142 232V234H140ZM150 232V233H149ZM202 232V233H201ZM231 232V233H230ZM239 232H240V234H239ZM125 233H123V235H126ZM143 233H145V234H143ZM161 233L163 234V232L161 231ZM138 234H140L139 236H138ZM253 234V235H252ZM127 235H128V233H127ZM126 235V236H127ZM137 235V236H136ZM145 237H144V236ZM146 235H147V237H146ZM156 235H157V237H156ZM207 235V236H206ZM17 236V235H16ZM134 236H136V237H134ZM204 236H205V238H204ZM134 237V238H133ZM139 237V238H138ZM156 237V238H155ZM161 237V236H160ZM206 237H210L211 239L209 240L208 238H206ZM230 237V238H229ZM17 238V237H16ZM127 238V237H126ZM145 238V239H144ZM152 238V239H151ZM254 238V239H253ZM112 239V238H111ZM110 238H109V240H111ZM132 239H130V240H132ZM162 239V238H161ZM206 239V240H209L208 242L207 241H204V240ZM228 240V241H227ZM254 240V241H253ZM162 241V240H161ZM212 241V242H211ZM230 241V246H229V244H228V242ZM256 241V242H255ZM206 242H207V244H206ZM211 244H210V243ZM225 242V243H224ZM234 244H233V243ZM27 243H29V242H27ZM26 243V244H27ZM210 245H209V244ZM23 244V243H22ZM22 244H20V246L22 245ZM25 244V243H24ZM24 244L21 246V248H25L26 247V250L25 251H28L27 249H29V253H31V256L33 257V258H36L37 257V259L38 260H40V261H42V259H43V263L45 264V263H48V258L47 257H45V258H43L44 256H48V255H46V254H48V253H46L45 254V252H43V251H45V250H43V249H41V251L40 250H37V252L35 251L36 249H33V246H32V244L30 245H28L27 244V246H26V244H25V246H24ZM212 244H213V246H212ZM225 244H228V248L226 249L225 248V246H227V245H225ZM210 247H209V246ZM251 247H250V246ZM31 246V247H30ZM247 246V247H246ZM248 246H249V248H248ZM30 248L31 249H33L32 251H34L33 252V254H32V252H31V250H30ZM35 248V247H34ZM229 248H231V249H229ZM244 248L248 251H244V253H243V250H244ZM255 248L253 249V251L252 252H254V250H255ZM37 249H39V248H37ZM223 249H226V252H227V250L229 249L230 250V252L229 253H223ZM24 250V249H23ZM203 250V251H202ZM205 250V251H204ZM24 251V252H25ZM204 252V253H203ZM251 252V251H250ZM246 253V254H245ZM26 254L27 255H30V254H28V252H26ZM36 254L37 255H39V257L38 256H36ZM45 254V255H44ZM194 254H196L195 256H193ZM200 254V255H199ZM222 254V255H221ZM248 254V255H247ZM202 255V256H201ZM219 255H220V257H219ZM222 256V257H221ZM245 257V258H244ZM40 258V259H39ZM195 258H198V260L197 259H195ZM242 258V259H241ZM220 259V260H219ZM247 259V260H246ZM190 260H192V261H190ZM193 260H195V261H193ZM199 260L201 261V262H199ZM216 260H218V261H216ZM241 260V261H240ZM250 262H249V261ZM255 260V261H254ZM248 263H247V262ZM242 262H244V263H242ZM188 263V264H189ZM190 263V264H191ZM204 263H202V264H204ZM183 264H187V263H183Z\"/></svg>",
  "mask_w": 264,
  "mask_h": 264
}]
</instances>
